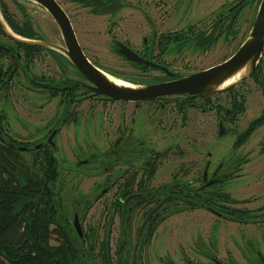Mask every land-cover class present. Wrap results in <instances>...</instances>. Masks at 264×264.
Segmentation results:
<instances>
[{"label":"rangeland","instance_id":"obj_1","mask_svg":"<svg viewBox=\"0 0 264 264\" xmlns=\"http://www.w3.org/2000/svg\"><path fill=\"white\" fill-rule=\"evenodd\" d=\"M2 1L12 12L19 10L11 0ZM180 1H177L178 4ZM204 1L200 10L194 12L196 16L190 18L188 13L184 22L198 19L197 14H205L208 7L217 11L223 0H207V3L211 1L207 5ZM148 3L150 7L159 6L158 0H148ZM169 3H166L167 7L171 5ZM23 4L31 17L33 14L40 20L45 17L32 4L26 1ZM17 15L19 19L23 17L22 9ZM40 22L45 24L44 20ZM52 36L58 38L54 33ZM79 37L89 56L94 55L112 70L123 71L124 68L131 72L129 67L117 65L107 53L103 42L109 39L108 35L79 30ZM240 44V41H235L230 46L218 45L208 56L188 52L182 62L195 69L208 67L235 53ZM15 62L11 57H0L4 69H12ZM33 65L36 71L43 70L58 77L53 63L44 57L36 58ZM248 85H251L249 88L253 92L250 109L258 112L264 106V98L261 97V90L251 81ZM74 97L76 99L70 106L68 121L55 137L56 147L34 149L31 145L47 137L53 125L65 113V108L64 105L59 107L60 96L52 97L48 92H39L25 79L14 75L12 82L0 92L1 128L14 139L15 146L26 145L31 149L9 148L8 144L0 142L1 153L7 158L4 165L7 170H2V176L15 178L20 185L18 188L23 187L22 190L34 186L36 191L33 194L36 196L33 206L36 205L37 210H44L39 203L44 194L52 200L48 221L49 243L54 247H63L67 243L65 238L73 237L79 254L74 258V264H108L106 236L109 232L111 263L132 264L136 234L144 213L150 207L137 203L136 198L126 204L124 214L119 199L122 191L118 190L116 179L135 172L140 173L137 175L140 178L144 169L150 170L151 166L154 167L155 176L148 182L150 186L161 182L171 184L178 180L176 174L186 181L195 178L196 169L203 165L206 152L214 141L215 113H207L200 118L196 111L190 109L183 118L173 102L163 106L151 102L136 105L126 101H110L83 88H79ZM250 115L247 112L240 120L245 122L251 119ZM124 130L132 131L131 137L117 152H112ZM234 140L235 136L223 139L216 153L234 152ZM263 140L264 129L261 128L247 144L235 151L252 160L243 167L239 179L232 181L233 187L239 186L234 191L238 199L257 196L253 199L255 202L247 207L264 203ZM154 154H158L157 158H154ZM47 196L44 201L48 199ZM123 197L126 198V195ZM133 206L130 213L129 207ZM76 213L83 227L82 238L73 226ZM164 215L148 228L139 264H207L210 261L200 254L199 249L204 250L205 243L209 241H216L219 257L227 258V254L234 251L237 259L242 258L247 264L248 259L250 263L252 259L242 248L240 236L248 242L253 239L255 243L264 237L262 223L240 225L219 220L218 224L216 218L212 220V214L188 204L184 209L171 206Z\"/></svg>","mask_w":264,"mask_h":264},{"label":"flooded vegetation","instance_id":"obj_2","mask_svg":"<svg viewBox=\"0 0 264 264\" xmlns=\"http://www.w3.org/2000/svg\"><path fill=\"white\" fill-rule=\"evenodd\" d=\"M25 1L32 4L37 11L41 10L45 17L42 20L35 14L31 17L23 4ZM25 1L11 0L12 4L17 5L19 9L12 12L7 4L0 0V19L3 21L0 20V38H4V40L0 39V46L6 48V50H0V57L7 56L16 61L15 67L13 66L12 69H4L0 63V92L7 88L14 75L17 74L18 78L25 79L35 90L48 92L52 97L60 96L59 107L64 105L65 113L58 123L53 125L54 128L50 130L47 137L31 145L34 147L36 144L43 143L38 148L39 150H46L47 146L56 147L55 137L68 121L70 106L74 103L76 99L74 95L79 88L110 101H120L94 93L88 88L90 83L88 79L65 54L66 51H69V46L72 43V40L66 37L65 29L71 28L74 31L84 55L101 69L133 82L159 83L208 69L230 58L234 53L219 63L199 69L187 66L182 62V58H185L188 52L208 56L218 45L230 46L235 41H240V47L253 25L260 2V0H223L217 11L208 7L206 13L201 14L202 17L198 13V19L184 22L188 13L190 18L196 16L194 12L200 10L204 0H181L180 4H178V0H171V3H169L170 0H164V2L158 0L159 6L156 8L150 7L148 0ZM186 1L187 5L185 6ZM206 1H204L205 5L211 2L207 3ZM166 3L171 5L167 7ZM21 9L23 17L19 19L17 14ZM164 17L166 18L164 19ZM43 20L45 24L40 22ZM180 24L182 26H179ZM79 30L101 32L108 35L109 39L103 42L108 50L107 53L117 65L122 64L129 67L131 72H127V69L124 68L123 71L112 70L109 66L102 64L94 55L89 56L83 47L81 37H79ZM53 33L58 38L54 39ZM40 57L53 63L58 77L43 70L36 71L34 69V61ZM250 81L258 90H261V97L264 98V53L252 75L229 90L208 94H180L132 102L136 105L142 102L161 103L163 106L165 103L173 102L183 118L186 117V113L190 109L196 111L200 118L211 112H214L216 117L214 137L212 136L214 141H212L211 149L206 152L203 165L196 169L195 178L186 181L176 174L178 180L171 184L161 182L150 186L148 182L155 176L154 167L151 166L150 170L144 169L140 178L137 177L140 173L135 172L131 176L123 177L121 175L116 179L118 190L122 191L119 199L123 204L121 211L124 214L126 213V204L137 198V203L150 207L144 213L145 219L158 203L169 197L145 229L139 248L138 263L147 240L148 228L152 223L158 222L161 217H165L164 213L171 206L184 209L188 204L195 209H204L213 215V221L216 218L218 224L220 220L240 225H260L261 223L264 225V203L259 206L247 207L255 202L253 199L257 196L238 199L234 191L239 186H232L234 185L232 181L239 179L238 176L241 175L243 167L252 161L251 157L235 153V151L247 144L246 142L256 134L258 129L259 131L261 128L264 129V106L258 112L250 109L252 108L250 97L253 95L249 88L251 85H248ZM247 112H250L251 119H247L245 122L240 120ZM211 116L210 114L209 117ZM0 130V140L8 146L13 145L14 148L19 149L20 145L15 146L14 139L5 133L1 128V123ZM52 133L54 136L48 141ZM131 133L132 131L125 132L124 130V134L117 139V145L112 152H117L119 148H122L131 137ZM231 136H235L233 142L235 151L218 155L216 153L218 145L223 139H228ZM223 144L225 143L223 142ZM261 145L264 151V140ZM23 147H27L26 150L31 149L26 145ZM157 156L158 154H154V158ZM262 156L264 159V154ZM244 173L246 174V171ZM123 195H126V198ZM134 207H129L130 213ZM73 226L77 231L74 222ZM238 234H242V232H238ZM240 239L242 248L251 256V263L264 264V237L256 243L253 239H249V242L245 237L240 236ZM106 245L107 255L110 256V232L106 236ZM205 245H203L205 246L204 250L199 249V252L204 258H208L210 263L207 264H244L242 258L237 259L234 251L229 252L227 258L219 257L216 241H209ZM243 255L241 256L243 257ZM108 260V264H112L110 257ZM251 263L248 259L247 264Z\"/></svg>","mask_w":264,"mask_h":264},{"label":"water","instance_id":"obj_3","mask_svg":"<svg viewBox=\"0 0 264 264\" xmlns=\"http://www.w3.org/2000/svg\"><path fill=\"white\" fill-rule=\"evenodd\" d=\"M1 22L3 21L1 20ZM64 32L66 37L72 40L69 51H66L65 54L69 56V60H71L73 65L88 79L90 82L88 88L94 93L106 96L112 100L137 102L160 97L177 96L180 94H208L221 92L234 88L249 78L257 68L263 56L264 0H260L258 4L254 22L247 38L230 58L208 69L182 75L176 79L159 83L148 84L145 82H133L130 79L114 75L109 71L101 69L84 55L74 31L71 28H67ZM0 50L3 51L6 50V48L0 46ZM54 133L51 134L48 141L51 140ZM42 145L43 143H39L34 145L33 148L38 149ZM19 149L26 150L27 147L20 146ZM168 199L169 197H166L158 203L142 222L134 246L132 264H139V248L145 229L152 217L162 208ZM74 225L78 234L83 237V227L77 213L75 214Z\"/></svg>","mask_w":264,"mask_h":264},{"label":"trees","instance_id":"obj_4","mask_svg":"<svg viewBox=\"0 0 264 264\" xmlns=\"http://www.w3.org/2000/svg\"><path fill=\"white\" fill-rule=\"evenodd\" d=\"M1 148L0 145V264H74V258L79 254L73 237H66L67 243L63 247L49 243L48 221L52 200L44 194L48 199L44 201L42 197L39 202L44 210H37L36 205L33 206L34 186L22 190L15 178L2 176V170H7L4 167L7 158L1 153ZM9 148L14 146L9 145ZM107 257L109 259L110 256Z\"/></svg>","mask_w":264,"mask_h":264}]
</instances>
